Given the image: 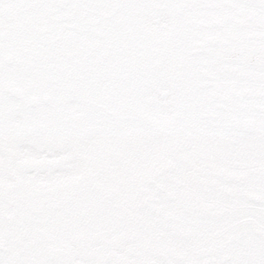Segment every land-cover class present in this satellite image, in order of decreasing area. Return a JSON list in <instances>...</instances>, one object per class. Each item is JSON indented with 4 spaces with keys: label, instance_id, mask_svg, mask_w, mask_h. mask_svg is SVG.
Here are the masks:
<instances>
[{
    "label": "snow or ice",
    "instance_id": "6c2138e0",
    "mask_svg": "<svg viewBox=\"0 0 264 264\" xmlns=\"http://www.w3.org/2000/svg\"><path fill=\"white\" fill-rule=\"evenodd\" d=\"M0 264H264V0H0Z\"/></svg>",
    "mask_w": 264,
    "mask_h": 264
}]
</instances>
